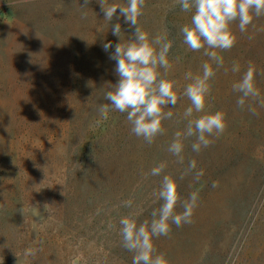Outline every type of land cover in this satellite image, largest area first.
<instances>
[{
	"label": "rangeland",
	"instance_id": "rangeland-1",
	"mask_svg": "<svg viewBox=\"0 0 264 264\" xmlns=\"http://www.w3.org/2000/svg\"><path fill=\"white\" fill-rule=\"evenodd\" d=\"M177 4L145 0L139 26L150 41L165 35L169 40L164 23ZM179 10L177 37L185 45L180 29L191 26L193 13ZM104 19L99 0L87 5L85 0H0V264H132L134 253L122 246L119 221L130 217L139 226L153 219V181L141 177L131 184L90 162L91 153L114 146L122 124H112L108 136L95 139V131H87L85 91L103 83L105 73L118 82L116 62L109 57L135 31L119 10L112 25ZM116 23L120 38L112 33ZM230 28L238 79L254 65L255 85L264 97V15L254 17L247 32H240L238 22ZM109 42L113 47L106 52L103 45ZM235 119L234 128L226 122L225 143L254 153L264 175V106L248 99L243 108L237 105ZM258 189L243 227L236 217L232 223L228 264L264 263V181ZM126 200L133 201L131 207L123 205ZM224 209L211 198L194 209L189 225H211V218L225 213L226 220ZM180 235L179 228L153 238L157 254L169 264H184L177 262Z\"/></svg>",
	"mask_w": 264,
	"mask_h": 264
},
{
	"label": "clouds",
	"instance_id": "clouds-1",
	"mask_svg": "<svg viewBox=\"0 0 264 264\" xmlns=\"http://www.w3.org/2000/svg\"><path fill=\"white\" fill-rule=\"evenodd\" d=\"M88 2L85 0V5ZM177 3L181 11L193 13L191 26L185 25L180 29L183 43L192 51L203 50L204 55L214 61L218 68L223 66V57L216 50H230L236 43L230 25L238 22L240 32H247L253 18L264 15V0H177ZM99 4L105 21L111 22L119 10L125 22L135 29L134 38L126 44H116L109 57L116 62L115 72L119 79L115 85H111L113 90L105 94V99L110 103L98 108L101 120H107L113 110L126 114L132 126L131 132L151 145L158 135L166 131L162 122L173 117L172 111L166 112L164 109L169 108V105L175 107L180 99L175 91V82L165 79L158 71L160 68L167 71L171 67L168 54L173 44L166 35L150 41L148 34L141 30L139 17L143 15L145 0H127L126 5L99 0ZM112 33L120 38L122 32L119 23L112 26ZM112 47L111 42L103 45L106 52ZM231 71L239 72V64L234 63ZM255 72L254 65L250 64L241 79L232 85L233 91L240 94L237 105L241 108L248 99L258 100L264 106V97H261L255 85ZM215 75L216 71L207 62L202 65V75L193 76L191 72L185 74V79L191 81L183 89V96L191 103L184 112L187 124L183 132L177 131L174 134L168 146V151L180 163L184 162L185 139L195 137L191 148L199 153L202 148L214 142L209 137L218 138L226 131L225 114L220 111L192 118L194 111L204 112L206 98L210 94L208 81ZM249 111L255 114L256 110L250 106ZM100 122L98 120L96 124ZM166 167L167 163L161 162L148 175L161 176ZM196 167V161L191 160L185 174L194 172L195 178L199 180L204 172L202 169L195 171ZM212 187H218V182L214 181ZM156 195L163 203L152 212L150 223L145 221L138 226L136 220L130 217H123L119 221L122 246L134 253L132 264H169L163 254H157L153 238L169 236L171 224L181 227L193 222L194 209L198 206V192H192L187 200L181 201L176 182L169 175H163ZM132 203V200H126L123 205L131 207ZM178 205L183 208L180 213L176 212Z\"/></svg>",
	"mask_w": 264,
	"mask_h": 264
},
{
	"label": "trees",
	"instance_id": "trees-1",
	"mask_svg": "<svg viewBox=\"0 0 264 264\" xmlns=\"http://www.w3.org/2000/svg\"><path fill=\"white\" fill-rule=\"evenodd\" d=\"M177 5L164 23L168 33L171 34L169 40L173 44L168 54L171 67L167 71L160 68V72L165 79L175 82V91L180 99L175 107L169 105V108L164 109L166 112H173L171 119L162 122L166 129L165 133L158 135L155 141L149 145L131 132L132 126L127 121L126 114L122 113L119 116L115 110L110 111L109 118L103 120L101 126L96 129L95 121L101 118L98 108L100 105L109 104V101L105 99V94L107 91L113 90L111 85L117 83L112 78V73H105L103 83H97L96 86L85 91L84 107L86 108L87 131L89 133L95 131L96 139L101 134L105 137L108 136L112 124L115 125L114 127L117 124H122V132L115 135L113 147L104 146L100 152L94 155L91 153L90 162L103 171L107 168L116 175L121 174L131 184L141 177L147 178L146 181H153L154 210L163 203L156 195L163 175H169L176 182L181 201L187 200L192 192H198L197 204L200 206L206 205L211 198H215L217 202L225 206L224 212L229 213L230 216L227 215L226 220L225 213L220 218L216 216L211 218L208 221L211 225L203 223L193 227L189 224H183L181 227L170 225L171 230L180 228L181 233L180 254L177 262L228 264L225 261L233 241V237L228 236V234H232V223L236 217L240 226L243 227L245 220L252 215L253 203L257 198L258 188L264 181V175L256 164L259 163L257 156L251 152L241 153L236 147L226 144L223 134L218 138L209 137L214 142L209 147L202 148L199 153L194 152L191 148L195 137L185 139L183 141L185 145L183 163L178 162V158L168 151L174 134L177 131L183 132L185 129L187 120L184 118V112L191 106L188 98L183 96L184 87L191 83L190 80L185 79V74L191 72L193 76L202 75V65L205 62L213 67L216 75L208 81L210 94L206 98L204 112L196 113L194 111L192 118L220 111L225 114L226 122L231 128H234L237 99L239 98V93L233 91L232 85L238 82V77L241 76L238 72L231 71L233 64L238 63L233 54L234 47L227 51L216 50L218 55L223 57V66L218 68L214 61L204 55L203 50L192 51L179 41L177 37L178 24L176 25L175 18L176 14L180 13V6ZM112 24L113 22H110V25ZM256 78L255 75V80H257ZM191 160L196 161L195 171L202 169L204 172L199 180L195 178L194 172L185 174ZM161 162L167 163L162 175H148L150 170ZM146 181L144 182L146 183ZM214 181L218 182L216 188L212 187ZM182 211V206L178 205L176 212ZM234 233L237 235V231Z\"/></svg>",
	"mask_w": 264,
	"mask_h": 264
}]
</instances>
